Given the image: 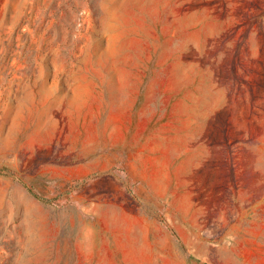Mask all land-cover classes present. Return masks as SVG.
<instances>
[{"label": "rangeland", "instance_id": "obj_1", "mask_svg": "<svg viewBox=\"0 0 264 264\" xmlns=\"http://www.w3.org/2000/svg\"><path fill=\"white\" fill-rule=\"evenodd\" d=\"M0 264H264V0H0Z\"/></svg>", "mask_w": 264, "mask_h": 264}]
</instances>
